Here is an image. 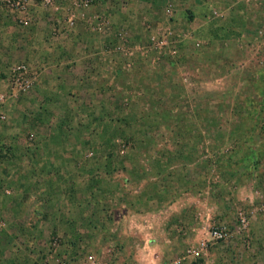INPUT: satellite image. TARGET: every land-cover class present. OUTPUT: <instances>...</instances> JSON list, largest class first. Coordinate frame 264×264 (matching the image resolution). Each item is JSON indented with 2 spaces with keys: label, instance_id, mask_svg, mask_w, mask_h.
Here are the masks:
<instances>
[{
  "label": "rangeland",
  "instance_id": "rangeland-1",
  "mask_svg": "<svg viewBox=\"0 0 264 264\" xmlns=\"http://www.w3.org/2000/svg\"><path fill=\"white\" fill-rule=\"evenodd\" d=\"M20 1L0 0V264H264V0Z\"/></svg>",
  "mask_w": 264,
  "mask_h": 264
},
{
  "label": "built area",
  "instance_id": "built-area-1",
  "mask_svg": "<svg viewBox=\"0 0 264 264\" xmlns=\"http://www.w3.org/2000/svg\"><path fill=\"white\" fill-rule=\"evenodd\" d=\"M7 4L9 6L16 8H19L21 5V1L20 0H6ZM47 3H51L52 0H46ZM97 0H81V5H83L84 7H88L90 6L93 2H96ZM155 39V37H154ZM157 44L156 47H162L163 44H166L165 38L158 39L157 40ZM29 64H27L26 62H22L19 63L15 66H13V72H12V84L15 85V88L20 89L24 88V90L27 91V89L31 88L33 86V84L35 83V81L37 80V73L33 72L30 70ZM13 93L18 92L15 89H12ZM1 98H3V94L1 95ZM245 219H243L244 221ZM212 235L215 239H222L224 236L227 235V232H225L223 229H214L212 231Z\"/></svg>",
  "mask_w": 264,
  "mask_h": 264
},
{
  "label": "crops",
  "instance_id": "crops-1",
  "mask_svg": "<svg viewBox=\"0 0 264 264\" xmlns=\"http://www.w3.org/2000/svg\"><path fill=\"white\" fill-rule=\"evenodd\" d=\"M0 32H2V30H0ZM5 41H7V39H5V37L3 36V43H5ZM63 42H56L57 43V45L60 47V48H63V49H65L66 48V43H67V41H65V40H62ZM72 43H75V41H72ZM1 46V45H0ZM59 48V50H58V52H62V50ZM72 48H74L73 47V45H72ZM70 51H71V49H70ZM73 51V50H72ZM72 55H74V53L73 52H70V56L67 58V59H65L64 58V61L62 60V63L60 64V65H63V64H65V65H68V64H70V63H72L71 65H73L74 64V60H73V58H72ZM74 58H77V57H74ZM45 61H47V60H45ZM54 62V61H53ZM68 63V64H67ZM51 64V67L52 68H46L45 67V71L44 72H42L43 74L44 73H51L52 75H53V73H54V71H56V68H53L54 67V65H53V63L51 62L50 63ZM56 66V65H55ZM48 67V66H47ZM68 67H71V66H68ZM67 67V68H68ZM63 69V68H62ZM64 70V69H63ZM40 76H41V74H40ZM57 76V75H56ZM17 129H18V127H17ZM152 214H154L155 215V211H153L152 212ZM152 215H151V213H149L148 214V216H145L144 217V219H146V221L144 220L143 221V218H141L142 219V222L140 223L141 224V226H144L148 221H150V217H151Z\"/></svg>",
  "mask_w": 264,
  "mask_h": 264
}]
</instances>
